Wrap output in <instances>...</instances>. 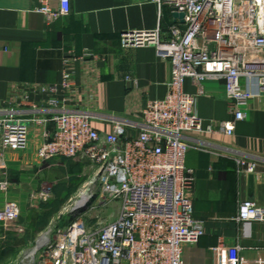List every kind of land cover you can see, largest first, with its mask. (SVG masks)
Masks as SVG:
<instances>
[{"label":"built area","instance_id":"1","mask_svg":"<svg viewBox=\"0 0 264 264\" xmlns=\"http://www.w3.org/2000/svg\"><path fill=\"white\" fill-rule=\"evenodd\" d=\"M151 2L159 20L168 11L182 14L183 22L175 19L166 31L159 24L152 31L120 36L122 47H153L171 65L166 96L148 102L137 120H112L111 131L100 133L93 114L66 109L74 102L69 61L59 86L35 88L48 96L44 108L28 105L29 118L20 117L16 108L0 110V172L6 168L2 151L25 150L30 126L44 129L38 149L42 162L78 160L94 170L77 201L84 194L91 199L85 213L75 211L63 228L42 230L15 264H186L183 248L204 236L203 223L193 216L195 173L185 164L186 154L194 136H233L249 103L264 99V0ZM36 11L53 24L69 15L70 0H40ZM186 80L196 87V94L184 92ZM207 81L223 84L230 119L204 127L195 104ZM237 167L240 176L256 172L255 163L242 159ZM7 189L8 183L0 179V190ZM46 194L44 187L41 198L46 200ZM112 203V220L96 217L93 224L84 223L85 215L97 206ZM20 213L16 202L6 201L0 208V225L11 229ZM235 221L244 228L264 223V205L239 202Z\"/></svg>","mask_w":264,"mask_h":264},{"label":"crops","instance_id":"2","mask_svg":"<svg viewBox=\"0 0 264 264\" xmlns=\"http://www.w3.org/2000/svg\"><path fill=\"white\" fill-rule=\"evenodd\" d=\"M39 7L40 0H0V110L16 108L20 117L29 118L28 105L44 108L48 96L35 88L59 86L66 61L74 85V102L66 109L93 114L100 133L111 131L112 120H137L148 102L166 96L170 63L153 47H122L120 36L126 31H152L159 24L166 31L175 23L170 12L165 11L167 20L163 13L159 20L151 0H70L69 15L49 24L36 11ZM202 89L195 112L203 126L228 121L223 84L207 81ZM183 90L196 94L190 80ZM56 98L62 99L60 94ZM245 114L233 136L200 134L190 140L185 164L195 173L193 216L203 223L205 234L195 245L183 248L186 264H264V223L244 228L235 221L239 202L264 205V99H253ZM43 132L30 126L23 160L14 150L2 151L6 168L0 179L8 189L0 190V208L13 201L21 213L11 229L0 225V264L15 263L17 259L7 257L6 250L24 249L23 234L32 232L29 223L22 222L27 212L17 195L22 185L13 171L23 170L25 160L33 159L36 166L48 162L38 157ZM238 159L256 165L251 196L249 175L238 174Z\"/></svg>","mask_w":264,"mask_h":264},{"label":"rangeland","instance_id":"3","mask_svg":"<svg viewBox=\"0 0 264 264\" xmlns=\"http://www.w3.org/2000/svg\"><path fill=\"white\" fill-rule=\"evenodd\" d=\"M26 149L16 151L20 156L19 160L24 159ZM34 164L36 163L33 162V159L25 160L22 166L23 170L13 171L14 174L18 175L19 181L17 183L22 185L17 195L19 198H23L24 209L27 212V217L22 219V222H28L29 226L32 227L31 233L29 229L23 234V238L27 242L24 249L21 251L10 249V252L8 249L6 250L7 257L12 256L14 259H18L30 242L36 238L38 232L35 233V229L43 227L42 230H44L49 226L63 228L69 223L71 210L94 177V170L83 161L61 159L41 163L39 166ZM18 187L20 186L16 188L18 189ZM44 187L47 188L48 192L46 200L40 196ZM91 202L90 199L86 206L89 207ZM86 206L83 210L78 209L77 213L80 214L83 211L84 214ZM115 214L116 205L114 203L107 206L99 205L95 211L85 215L83 221L86 225H91L98 217L102 222H108L114 218Z\"/></svg>","mask_w":264,"mask_h":264},{"label":"water","instance_id":"4","mask_svg":"<svg viewBox=\"0 0 264 264\" xmlns=\"http://www.w3.org/2000/svg\"><path fill=\"white\" fill-rule=\"evenodd\" d=\"M163 17L165 20H167V15H166V12L164 11L163 12ZM172 17L174 19H178L180 20V22L182 23L183 22V15L182 14H177V13H174L172 14ZM248 184H249V196H251V193H252V187H253V176L252 175H249L248 176ZM90 198L84 194L83 195V198L81 199V201L77 204V206H75L71 212H70V216L75 212L77 211L78 209H80L81 207H84L88 202H89Z\"/></svg>","mask_w":264,"mask_h":264},{"label":"trees","instance_id":"5","mask_svg":"<svg viewBox=\"0 0 264 264\" xmlns=\"http://www.w3.org/2000/svg\"><path fill=\"white\" fill-rule=\"evenodd\" d=\"M43 229V227L39 228L37 231H41Z\"/></svg>","mask_w":264,"mask_h":264},{"label":"bare ground","instance_id":"6","mask_svg":"<svg viewBox=\"0 0 264 264\" xmlns=\"http://www.w3.org/2000/svg\"><path fill=\"white\" fill-rule=\"evenodd\" d=\"M68 224H70V223H67L66 225H68Z\"/></svg>","mask_w":264,"mask_h":264}]
</instances>
